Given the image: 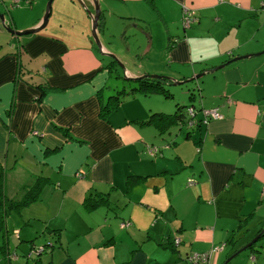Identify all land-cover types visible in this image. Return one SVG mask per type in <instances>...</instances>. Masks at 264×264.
<instances>
[{"label": "crops", "instance_id": "1", "mask_svg": "<svg viewBox=\"0 0 264 264\" xmlns=\"http://www.w3.org/2000/svg\"><path fill=\"white\" fill-rule=\"evenodd\" d=\"M99 1L102 48L79 0H54L35 32L15 34L0 18V180L22 197L45 179L17 209L22 224L7 225L0 264H197L190 255L214 247L211 264H222L264 227V0ZM46 2L0 0V11L16 29L37 27ZM185 4L195 9L189 26ZM106 52L129 76L204 72L187 106L223 117L161 129L150 117L170 110L166 95L129 91L135 79L119 89L120 65ZM87 195L109 202L90 209ZM15 247L22 254L7 251ZM263 252L264 239L239 264H262Z\"/></svg>", "mask_w": 264, "mask_h": 264}, {"label": "trees", "instance_id": "2", "mask_svg": "<svg viewBox=\"0 0 264 264\" xmlns=\"http://www.w3.org/2000/svg\"><path fill=\"white\" fill-rule=\"evenodd\" d=\"M167 78H158V77H150L145 76L136 79V85L131 87L129 91H139L141 93H149V92H161L166 96H172V92L167 87ZM126 91V89H122V91ZM113 101L105 102L103 105V114H106V110L116 106L117 102L119 101L120 96L112 95L111 96ZM185 105H180L176 111L173 112H165V111H155L151 115V121L155 122L161 127V129L167 128L169 125L175 122L186 121V111ZM105 112V113H104ZM136 178L130 176L128 179L129 184H132ZM45 185V179L42 177H38L26 190V192L22 195V197H9L5 190V185L2 180H0V248L5 251L7 247L6 244V236L8 233L7 228V217L11 214L13 210H17L20 207L35 201L39 196L40 193ZM108 203L109 199L107 195H101L100 197H92L91 195H87L84 200V204L89 207L90 209L96 207L100 203ZM264 234V232H263ZM262 234V235H263ZM40 245V244H37ZM43 245H46L45 243ZM35 246L33 245V248ZM251 248L254 247V243L250 245ZM237 250V249H236ZM235 250V251H236ZM11 254L13 251L7 250ZM6 251V252H7ZM31 248L26 251L25 258L27 262H34L37 263L40 257V254L36 253L35 251L32 252V255H29ZM234 251V252H235ZM7 252V253H8ZM20 255V254H19Z\"/></svg>", "mask_w": 264, "mask_h": 264}, {"label": "water", "instance_id": "3", "mask_svg": "<svg viewBox=\"0 0 264 264\" xmlns=\"http://www.w3.org/2000/svg\"><path fill=\"white\" fill-rule=\"evenodd\" d=\"M53 1L54 0H48L47 6H46V11H45L44 17H43V21L37 27H29V28H26V29H16V28L6 24L5 14L0 11V18L2 19L3 27H6L8 30H10L11 32H13L15 34H26V33H29V32H35V31H38V30L42 29L43 27H45L48 24L50 11H51V7H52V4H53ZM79 2L81 4H83L87 8L90 16L92 17V29H91L92 40L95 43H97L98 47L102 48L103 47V43H102L101 36L99 35V25H100L99 19H100V15H101L100 1L99 0H95V11L94 12L87 6V4H86V2L84 0H79ZM263 51H264V49L259 51V52H256V53H260V52H263ZM106 54L111 55L114 58V60H116L119 63V65L121 67H122V64H123L122 68H123L124 75H125L126 79H135L136 80L138 78L145 77V76L158 77V78L166 77L167 80H169L170 78L173 79V84H177V83H183V82H187V81L193 80L195 77H200L204 73V72H200V73L196 74V76H190L188 78H184V79H181V80H177L176 78L167 76L165 74H157V73H152V74L145 73V74H142V75H139V76H129L128 73H127L126 65L124 64V62L122 60L119 59V57L115 53L106 52ZM250 55H251V53H247V54H244V55H238V56H235L233 59L241 58V57H244V56H250ZM228 61H230V60H228ZM223 65H225V63H222L220 65L215 66L214 69H216L218 67H221ZM18 72H19V68H18ZM263 232H264V227L262 228V230L260 232H258L244 246L240 247L235 252H233L230 256H228L227 259L222 264H227L238 253H240L244 249H247L248 247H250V245H252L254 242H256L262 236Z\"/></svg>", "mask_w": 264, "mask_h": 264}, {"label": "built area", "instance_id": "4", "mask_svg": "<svg viewBox=\"0 0 264 264\" xmlns=\"http://www.w3.org/2000/svg\"><path fill=\"white\" fill-rule=\"evenodd\" d=\"M17 4L21 2H26L29 4H32L33 2L37 0H15ZM192 17V19H191ZM196 19L195 16V9L185 4L183 6V23L185 26H189L194 20ZM203 111V116H198V109L194 105L187 106V114H186V124L188 127H195L203 122H208L211 118H222L223 112L219 109V107H213V108H201ZM149 151L151 154H155L157 151V148L155 146H150ZM123 224V223H122ZM176 242H179V238L176 239ZM31 247V251L29 255H32V252H36L38 254H41L45 247V245L40 244H34ZM221 247H214L209 251L204 252H194L190 255V258H192L197 264H211V258L214 253V251H218ZM12 255L18 256L17 252H13Z\"/></svg>", "mask_w": 264, "mask_h": 264}, {"label": "rangeland", "instance_id": "5", "mask_svg": "<svg viewBox=\"0 0 264 264\" xmlns=\"http://www.w3.org/2000/svg\"><path fill=\"white\" fill-rule=\"evenodd\" d=\"M35 2H37V1H35ZM24 3L25 2H23V4ZM27 4H29V3H27ZM46 4H47V2H46ZM191 19H192V17H191ZM122 67H123V64H122ZM122 67L120 66V74H119L120 88L119 89H121L123 87H126L128 89L131 87V85L133 83L129 79H126ZM114 74L117 75L116 72ZM140 75H142V74H140ZM192 82H194V81L190 80V81L183 82V83H177V84L172 85L171 89L168 87L170 89V91L172 92V96H169V97L165 96L166 102H168V104H170V108H169L170 110L168 112L174 111V110L176 111L180 105H185V107H186L188 103H192V102L196 103V101H195L196 99H194L195 95H193V93L196 90H193V86H191V89H192V92H191L190 88H189V85L192 84ZM195 94H197V92ZM203 114H204L203 111H200L198 116L199 117L203 116ZM171 126H173V124ZM22 222H23V219L20 217V213H18L17 210H13L12 215L10 214L7 217V225H9L10 227H12L13 225L19 226L22 224ZM14 233H15V235H18L17 231H14ZM254 236L255 235H253L252 238ZM37 238H35V239H37ZM263 239H264V235H262L256 242H254V245L260 243ZM40 240H42V239H40ZM245 243H244V245H245ZM10 244H12V242H10ZM258 248H259L258 250H260V251L262 250V247H258ZM13 249H15L18 254H22V251L20 248L15 247ZM248 252H251V247H248L247 249H244L243 251H241L240 252L241 255H238V254H240V253H238L237 254L238 256L236 255L237 257L235 256L236 259H234L233 261H235L236 264L241 263L242 258H244V254H247ZM250 264H252V263H250ZM262 264H264V261L262 262Z\"/></svg>", "mask_w": 264, "mask_h": 264}, {"label": "flooded vegetation", "instance_id": "6", "mask_svg": "<svg viewBox=\"0 0 264 264\" xmlns=\"http://www.w3.org/2000/svg\"><path fill=\"white\" fill-rule=\"evenodd\" d=\"M261 230H262V229H261ZM261 230H260V231H261Z\"/></svg>", "mask_w": 264, "mask_h": 264}]
</instances>
